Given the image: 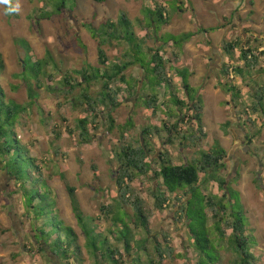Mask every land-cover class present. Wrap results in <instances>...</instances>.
<instances>
[{
    "label": "rangeland",
    "instance_id": "obj_1",
    "mask_svg": "<svg viewBox=\"0 0 264 264\" xmlns=\"http://www.w3.org/2000/svg\"><path fill=\"white\" fill-rule=\"evenodd\" d=\"M12 1L13 9L10 10L7 7L9 0H0V54L5 64L0 85L6 94V102H14L24 108L16 134L28 156L35 159L36 166L41 169L45 181H40L38 174L35 183L41 186L37 190L47 194L48 202L44 207L49 212L55 209V216L58 217L56 221L61 220L64 227L71 228L77 242L68 251V259H57L49 247L39 246L37 241L41 238L37 237L36 228L45 225L48 238L52 239V233H59V229L55 224H50L51 218L41 217L35 222L34 209L27 208L20 183L7 176L5 159L0 157V161H3L0 165V264H109L101 258L97 260L88 249L83 230L74 216L68 187L77 190L80 210L86 219L84 225L93 228L95 236L102 235L108 239L109 246L118 249L120 256H124L125 247L119 240L121 236L118 231H122L124 224L134 227L131 224L134 210L132 206L122 205L121 202L117 183L119 165L114 157L115 152L130 144L137 147L143 130L150 127L153 132V137L147 142L152 149L150 161L152 170H158L156 155L167 140L164 129L166 123L175 124L183 117H188L186 122L192 120V114L180 111L173 104L172 93L182 101H188L175 70L169 72L173 80L171 92L166 91L165 86L158 88L160 110L156 115H152L142 102L138 103L139 98L149 100L152 93L147 85L141 84L144 70L140 66L126 72L130 85L140 89L138 99L129 95L127 85L114 84V89L122 90L118 96L122 106L113 114L116 122L114 131L109 130L108 111L105 108L98 109L99 120L96 123L93 117L89 118L81 96L84 89L98 96L102 86L101 83H92L89 87L79 73L90 68L104 71L123 61V55L129 50L126 43L119 39H108L107 44L102 45L105 37L95 34L96 30L102 31V26L107 23L118 24L122 15L133 23L134 32L139 38H146V48L155 49L158 42V46L162 47L169 34H194L178 58L173 57L175 47L172 43L164 46L163 53L166 59L173 60L172 66L190 71L189 85L194 91L193 95L199 92L204 107L203 123L207 138L195 148H189L186 141L180 138L168 151L171 152L174 165L187 163L193 154L201 157V153L211 151L217 144L226 151V168L219 174L220 179L228 181L226 191L220 190L215 182L202 184L199 188L207 196L222 198L228 196L229 191L238 194L245 211L248 235L253 237L251 247L256 264H264V117L251 112L249 117L255 125L246 127L238 121L229 92L235 86L243 94L239 101L242 103L241 108H238L239 114H242L257 89L258 84L254 81L258 80L259 83L261 78L263 84L264 73L261 77L257 71L249 73L245 69V79H235L232 86L222 74V67L227 64L223 63V58L225 56L228 59L223 45L236 40L242 42V33L237 30L238 21L248 19L250 22H243L241 26L264 32V25L255 24L261 20L264 22V0H256V11L253 13L239 10L238 0H107L101 5L92 0H64L65 4L59 9L56 7L59 0ZM17 6L18 11L15 10ZM160 6L170 11L171 19L168 25L161 26L155 34L143 21L144 10H154ZM258 8L261 11H257ZM215 27L219 28L216 31L218 35L212 37L215 32H204ZM100 51L106 54V65L100 63ZM28 57L33 63L49 61L45 67L47 77L42 78L40 86L37 81H27L24 77V62ZM233 58L234 65L238 67L239 55ZM240 66L245 68L243 63ZM262 68L264 70V63ZM49 76H53V80H49ZM67 77L73 79L74 85L83 84L70 96L66 94L64 85ZM29 88L34 91L35 104L32 103ZM84 119L88 121L89 139L81 135L79 126ZM130 119L134 129L123 136L120 128ZM185 130L194 134L197 124L193 121L192 125L185 124ZM152 176L151 173L147 177L135 178L132 186L143 200L147 214L151 211L157 213ZM201 178L206 180L204 175ZM31 186L29 183L26 188ZM183 199L187 200L186 197ZM183 206L171 197V203L165 211L157 213L151 222L153 234L150 239L157 238L163 244V233L167 234L175 251L173 257L165 259L163 264H198L200 259L192 249L194 242L190 238L189 224L185 220L177 224L174 220ZM108 207H112L113 212H107ZM190 217H196L193 210L190 211ZM191 224L195 229L197 223L193 221ZM209 224H212L211 221L208 222V228ZM210 228L212 241H222L220 260L224 264H231L234 258L227 248L232 231L224 228L226 235L220 239L219 235H215L214 228ZM103 238L98 239L101 253L104 250ZM149 247L154 257V250L151 245ZM51 249L59 253L61 248L54 242ZM73 255L77 256L76 262ZM131 259L132 256L128 260ZM143 264H151L146 256Z\"/></svg>",
    "mask_w": 264,
    "mask_h": 264
},
{
    "label": "trees",
    "instance_id": "obj_2",
    "mask_svg": "<svg viewBox=\"0 0 264 264\" xmlns=\"http://www.w3.org/2000/svg\"><path fill=\"white\" fill-rule=\"evenodd\" d=\"M96 4H105L107 0H92ZM12 0H9L7 7L12 10ZM60 3L56 5L59 9L65 4L64 0H59ZM146 27L152 29V31L159 32L161 26L168 25L170 23V11L168 12L166 7L160 6L154 10L147 8L144 10ZM141 23V22H140ZM102 31H97L95 34L105 37L102 40V45L107 44L108 39H119L129 46V50L123 55V61L119 64L113 65L111 68H106L104 71L100 69L90 68L80 72L84 83L91 87L92 83H101V91L98 96H93L88 89H84L82 99L84 106L87 107L86 112L89 114V118L93 117L94 122L99 120L97 111L99 108H105L108 112L107 121L110 124L109 130L112 132L116 128V122L113 114L118 110L122 103L119 100V95L122 92L120 89H114L115 83L125 84L129 87V95L131 97H139L140 89L135 86H131L126 75V72L135 66H140L144 70V80L141 84L147 85L151 89V97L149 100L143 101L139 98L138 103L142 102L147 110L152 115H156L160 107L158 88L165 86L166 91L171 92L173 88V80L169 76L170 71H174L182 81V89L187 98V102L182 101L178 96L172 93L173 104L180 109L185 110L187 113L192 114V120L186 122L188 117L181 118L175 124L166 123L164 129L167 133V140L165 145L159 154L156 155V164L159 165L158 170H152V162L150 161V155L152 149L148 147L147 142L153 137V132L150 127H147L142 132V139L139 140L138 146L132 144L122 147L115 152V158L118 162V178L117 183L119 186V194L121 197L122 205L132 206L134 210V218L131 220L132 227H128L121 220L119 222L124 224L122 231H118L121 236L119 240L123 242L125 247L124 256H120L118 249H112L109 246V240L104 239L102 235H94L93 228H88L84 225L86 219L82 215L79 202L76 197V189L68 187V194L73 207L74 216L79 226H81L86 238L88 249L92 255L98 260L101 258L104 262L109 264H143L144 257L151 264H163L165 259H171L175 253L174 248L169 242L167 234L163 233V244L156 239H150L153 234L151 230V222L157 216V213L164 212L168 205L171 203V197L175 198L183 204L181 212L176 213L175 221L177 224H181V221L185 220L189 224L190 238L193 243V250L195 254L199 256L198 264H224L220 260L219 249L222 247V241L214 242L211 238L212 226L215 231V235H219L222 239L226 235V231H232V235L228 240V251L232 253L234 258L231 264H256V258L252 251L253 237L248 235V224L245 217V211L243 205L240 202V198L237 193L229 191L228 196L222 198L218 196H207L199 187L202 184L215 182L218 184L219 189L226 191L228 186L227 179H220L219 174L226 168V151H224L218 144L214 148L205 153H201V157L193 154L192 158L184 164L174 165L171 160V152L168 150L170 147H174L176 140L183 139L189 145V148L199 147L204 143L207 138V134L204 131L203 114L204 107L200 98L199 92L193 95V90L189 85V78L191 76L190 71L187 69L180 70L172 66L173 60L166 59L164 57L163 49L167 43H172L175 47L173 54L174 58H178L184 52V45L189 43L194 37L193 33H186L180 36L169 34L163 46L159 47V42L155 44V49L146 48L147 40L139 38L135 32L133 23L125 16L122 15L118 24L113 22L107 23L102 26ZM145 27V26H144ZM219 28H210L205 33H213L218 31ZM102 32V33H101ZM155 33V34H157ZM239 50L240 56L238 61L244 64L242 66L234 65V52ZM224 52L231 58V61L224 64L222 67V74L229 81V85L232 86L235 79H245V69L249 73L257 71V74L262 77L264 70L262 64L264 63V52H260L258 48L249 46H243L241 43L229 42L224 45ZM100 63L106 65L108 63L106 54L103 51L99 53ZM233 59V60H232ZM263 62V63H262ZM49 65V61H38L33 63L31 58L28 57L24 62V77L28 80H35L40 86L42 78L47 77L45 67ZM175 68V69H174ZM5 70V64L3 57L0 54V76ZM236 76V78H235ZM251 77V76H250ZM49 80H53V76H49ZM254 79V77H253ZM133 81L134 79L131 78ZM65 89L67 95H73L78 88L83 84L74 85L73 79L67 77L64 79ZM261 78L254 81L258 84L257 89L253 97L249 98L250 102L244 109L242 114H239V109L242 103H240L241 91L235 86L231 87L229 91L232 94L233 107L236 111L238 121L244 123L246 127L254 126V122L249 117L250 113L253 115L264 117V81L261 84ZM140 83L138 84L139 87ZM69 87V88H67ZM30 90V97L32 103L35 104V94L32 88ZM244 105V103H243ZM24 108L18 106L14 102H6V94L0 85V157L5 159V171L7 176L14 178L20 187L24 191L26 198V206L29 209H34L35 222L41 217L51 218L50 224H55L59 229V233L55 231L52 233L54 238H48L49 233L46 231L45 225L42 228L37 229V237L41 240L37 243L39 246H47L50 249L52 255L57 259H68V251L77 242L75 232L71 228L64 227L63 222L59 220L57 222V216H55V209L50 211L45 209L46 193L40 192L41 186H37L35 183L36 178L40 181H45L41 176V169L36 166L37 161L28 156L27 150L22 143L18 140L16 134V127L19 124L21 117L23 116ZM244 118V119H243ZM192 121L197 124L196 133L191 134L189 131L183 129L185 124L192 125ZM255 121V120H254ZM263 121V120H262ZM88 121L86 119L80 121V128L82 129V137L89 139ZM134 129L133 121L130 119L123 127L120 128L123 136ZM183 131V132H182ZM159 132L157 131V134ZM88 141V140H86ZM3 161H0L2 165ZM33 171V172H32ZM32 172V173H31ZM152 173V181L155 184L153 197L155 199L156 211H151L147 214L144 208V202L132 189L135 182V178L147 177ZM34 174V175H33ZM201 175L206 177L203 181ZM203 181V182H202ZM31 183V188H26L27 184ZM235 196L237 198H235ZM187 198L184 201L183 198ZM41 204H37L40 203ZM186 205H185V203ZM35 204V206H34ZM40 205V206H39ZM39 206V207H38ZM50 208V206L48 207ZM107 212H113L112 207H108ZM196 214L195 218L190 217V211ZM49 212V213H48ZM48 215V216H47ZM196 222L195 229L192 228V222ZM211 221V225L208 222ZM225 228V230H224ZM142 233L144 234L142 236ZM51 235V236H52ZM117 236V234H114ZM46 237L48 239H46ZM102 237L104 239V250L101 253L99 248L98 239ZM36 240V237H35ZM53 241V242H51ZM60 245L59 253L54 252L51 249L53 243ZM153 248L154 257L151 256L150 247ZM66 247V248H64ZM134 254V255H133ZM77 255V253H76ZM131 261L128 259L131 258ZM74 261H77V256L73 255ZM121 258V261L119 259Z\"/></svg>",
    "mask_w": 264,
    "mask_h": 264
},
{
    "label": "crops",
    "instance_id": "obj_3",
    "mask_svg": "<svg viewBox=\"0 0 264 264\" xmlns=\"http://www.w3.org/2000/svg\"><path fill=\"white\" fill-rule=\"evenodd\" d=\"M238 2H239V10H243V12H245V13H247L249 11H251L250 13H253L254 11H256V10H254V7L256 6V0H238ZM232 3L234 4V2H232ZM257 11H261V9L258 8ZM243 22H245L247 24L248 22H250V20L245 19V20H242V21H238L237 30H238L239 33L240 32L242 33V35H241L242 36V45L243 46H249V47L251 46L253 48H258L260 52H264V32L261 33V32L252 31V30L246 28L247 26H244V25L241 26V24ZM255 24L264 25V22H263V20H261L259 22H255ZM228 34L231 36L232 32H230V30H229ZM214 35H218V32L213 33L212 37ZM232 42L233 43H236V42L238 43V40L232 41ZM223 51H224V45H223ZM238 52H239V50H236L234 52V54L240 56V53H238ZM229 58L230 57L228 56V59H226V57L224 56L223 63H229L230 62ZM241 63L242 62H239L238 65H241Z\"/></svg>",
    "mask_w": 264,
    "mask_h": 264
},
{
    "label": "clouds",
    "instance_id": "obj_4",
    "mask_svg": "<svg viewBox=\"0 0 264 264\" xmlns=\"http://www.w3.org/2000/svg\"><path fill=\"white\" fill-rule=\"evenodd\" d=\"M15 10H17V11H18V6H17V8H16Z\"/></svg>",
    "mask_w": 264,
    "mask_h": 264
}]
</instances>
